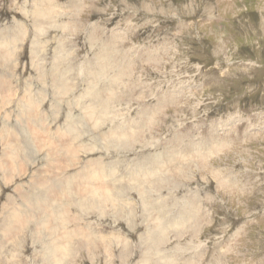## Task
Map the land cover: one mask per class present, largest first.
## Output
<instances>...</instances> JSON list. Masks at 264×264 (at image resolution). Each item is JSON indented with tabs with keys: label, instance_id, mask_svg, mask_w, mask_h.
<instances>
[{
	"label": "rangeland",
	"instance_id": "374dc122",
	"mask_svg": "<svg viewBox=\"0 0 264 264\" xmlns=\"http://www.w3.org/2000/svg\"><path fill=\"white\" fill-rule=\"evenodd\" d=\"M35 1L0 0V165L15 143L8 161L23 156L8 183L0 167V217L65 151L72 124L66 174L102 163L123 187L105 215L72 205L83 233L64 264H264V0H52L41 29ZM99 90L111 95L92 120ZM144 165L156 170L141 197L128 182ZM22 238L0 264H43L44 242Z\"/></svg>",
	"mask_w": 264,
	"mask_h": 264
},
{
	"label": "bare ground",
	"instance_id": "6f19581e",
	"mask_svg": "<svg viewBox=\"0 0 264 264\" xmlns=\"http://www.w3.org/2000/svg\"><path fill=\"white\" fill-rule=\"evenodd\" d=\"M52 10H53V12H55L54 6L52 5V0H36L35 1L34 16H35L36 23L38 25H40V26H38L40 29H41V25H43L45 22V18L49 17L52 14L51 13ZM46 26H48V25H46ZM39 28H37V29H39ZM43 28H44V26H43ZM43 28H42V31H43ZM40 29H39V31H37L38 33L40 32ZM37 35H39V34H37ZM7 43L5 44V46H3L4 45L3 44L1 47V52H3V51L6 52V53L2 54V56H5L6 61L8 60V56L10 55V54H7V52L9 51V47H8ZM104 66H105V64H104ZM62 77L64 78L66 76L61 74L59 76V78L58 77H54V79L52 78L53 85L58 86V88H60L62 92L66 93L69 91V89L71 87H70L69 81H67V80L65 81V80L60 79ZM98 79H99V77H98ZM95 80H96V78H95ZM55 82H56V85H55ZM7 83L8 82H5L4 80L0 79V89L6 90L5 88L8 87V86H6ZM95 86H97V85H95ZM95 86H94V88H96ZM91 88H93V87H91ZM99 91H101V90H99ZM104 91L103 90L101 91V93H100L101 95H100V97H98L99 98L98 101H95L94 103H92V105L87 107V111H88L87 113H88L89 119L94 120L97 117V114H98L97 112H99V109L97 110L96 106H98L101 103L103 105H105L106 99L110 98L109 95H111V93L108 96H106ZM88 94L91 97V94H93V93L88 92ZM98 96H99V94H98ZM29 101H30V99H29ZM34 105H35V103H34ZM101 105H99V106H101ZM35 109H36V107H35ZM28 110L31 111L32 109H30V107H29ZM33 115H34V112H33ZM33 115L29 114V115H25V116H27V118H30V122H29L30 125L35 127L36 122H35V119H32ZM67 127L69 130V131H67V133L69 134V136H71L70 137L71 139L68 141V144L66 145L65 149H62V151L63 150H65V151L62 153L54 152L53 158H51V160H49V162H48L47 170L44 171V174L41 175L40 179L39 180L35 179L37 175H40V173H39V174L34 175L33 177H35V178L30 180L32 182L31 187L27 186L25 189H22L23 187L17 188V193H18L17 197H18V200L21 202L20 204H17L16 197H12L11 195L8 197V199H7L8 202H7L6 206H4V209H2L3 214L0 217V219H1L0 221H2V223H0V257L5 256L4 254L7 252V250L12 247L10 244L9 245L11 247H8V242L10 240L18 242L17 243L18 245H16V242H15V244L14 243H11V244L19 246V243L21 241H23L22 236H24L29 229H33L34 237L37 240L36 242H40V244L43 242L45 243V244L43 243V245L41 244L42 247H45V250L43 251V249H42L41 251H38L36 253L37 255H40L43 264H64L68 260V257H70V255H72L71 254L72 245H73V243H75L73 241L77 240L76 236H79L81 233H83V228L76 226V224H77L76 218H78V217H76L75 214H72V211L70 210L73 207L72 205H74V203H76L78 201H80L81 206L83 205V207H85V208L86 207L91 208V207H94V205H99L103 210L102 214H104V213L106 214L107 213L106 210L112 209L109 205L110 203L112 204V207L116 208V210L118 208V205H120V202L118 203L116 198H115L116 197L115 190L117 188H121L123 186H120L116 183L117 180H116V178H114L115 172L107 170V168L104 165H102V163H101V165L98 163L96 165H92V166L88 165L90 167L86 166L80 172L75 173L73 175L72 174H68V175L66 174L67 173L66 169L69 166L68 162L72 161V157L75 154V149H72L71 146L69 147V144H71L76 139L77 136H75V135L79 134V133L75 134V132H77V130L74 131L72 129L73 128L72 124H68ZM29 128H31V127H29ZM117 129L119 130V128H117ZM70 130H71V132H70ZM67 133L66 134L64 133V135L67 136ZM8 135L9 134H7V136ZM129 135H130V133L128 131L127 132L126 131L121 132V131H116V130H115V134H114V136L116 138L115 140L119 139V141H121V140L123 141L125 136L128 137ZM33 136H34V134H33ZM37 137H39V135ZM5 139H7V141H11V142L17 140L13 136L7 137ZM34 139L35 138H33V140ZM37 139L39 140V138H37ZM60 141L62 142L63 139ZM42 143H43V140H42ZM123 143H124V141H123ZM7 145L9 147L10 144L7 143ZM14 147H17L16 143H15ZM13 148H11L10 150L7 149L8 150V152H6L7 157L10 154V152L15 151V150H12ZM51 150L52 149H49V151H51ZM59 151H60V149H59ZM48 156H50V155H48ZM7 157L2 159L5 162H3L0 165V167H1V170L3 171L5 177L8 176V179L6 178L7 179L6 181L8 183V180H10V178L12 177V175L15 173V171L17 169L16 165L19 162L18 160L21 159L23 156H21V152L18 151V153L15 156L11 157V159H9V161H8ZM54 160H57L61 164L56 166V164H54L55 163ZM167 161H169V160H167ZM28 162H30V161H28ZM70 166H72V164ZM163 167H168V163L166 165H164ZM141 168L142 169L137 167V170H132L128 184L131 188L138 187L139 191L141 193L140 196L142 197L143 194H146V192H145L146 186L153 182V176H154L153 173L156 170V166H145L144 165V166H141ZM18 170H19V168H18ZM20 170H21V168H20ZM155 176H156V173H155ZM56 180H59V183L55 184ZM120 193H122V192H120ZM99 197H100V199H99ZM143 197H144V195H143ZM108 205H109L110 209L108 208ZM121 206L126 207L125 205H121ZM147 208H148V210L153 209V207L150 205H148ZM118 209H120V207ZM122 210H121V212H122ZM113 212H114V209H113ZM128 212H129L128 214H130L131 216H133V214H134V216H136L135 210H134V207L132 204H130ZM43 216H46V218L42 219ZM116 216H117V214H116ZM148 216H150L152 220H154V219L157 220V218H158L157 216L154 215L153 212L151 214L149 213ZM78 219H80V217ZM127 219H128V217H127ZM40 220H41V222H40ZM81 220H82V218H81ZM134 222H135V219H134ZM79 223H82V222L80 221ZM74 225L76 226L75 229H73V230L67 229L69 227H73ZM158 226H159V224L155 223V228ZM88 230L93 231L91 228H88ZM47 234L49 236V238L47 240L50 239V242H48V243H46L47 241L45 238L42 239V237H44V236L46 237ZM164 235L165 234H163V236ZM80 236H82V235H80ZM161 236H160V238H161ZM163 236H162V239H163ZM37 237L41 238V239H38ZM85 238L90 239L89 241H92L93 239H95V240L99 239L102 242H106V240H105L106 237L102 236V235H99L96 237L92 236V238H90V236H89V237H85ZM148 241H151V240H149V237H148ZM36 242H34V243H36ZM120 242H122V241H120ZM155 242H156V239H155ZM149 243H151V242H149ZM155 244H157V243H155ZM110 247H111V245H110ZM10 250L11 249H9V251ZM34 259H35V255H34ZM11 260L8 259L7 262H13L14 261V260L13 261H11ZM17 263H19V262H17Z\"/></svg>",
	"mask_w": 264,
	"mask_h": 264
}]
</instances>
